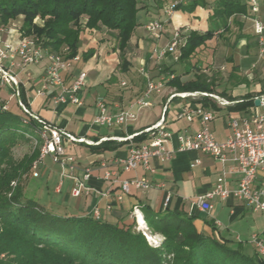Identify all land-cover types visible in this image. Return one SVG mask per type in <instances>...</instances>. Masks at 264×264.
<instances>
[{
	"label": "trees",
	"instance_id": "trees-1",
	"mask_svg": "<svg viewBox=\"0 0 264 264\" xmlns=\"http://www.w3.org/2000/svg\"><path fill=\"white\" fill-rule=\"evenodd\" d=\"M147 0H0L2 21L23 16L24 34L38 36L44 46L53 51L68 47L67 57L79 54L82 35L87 30L108 31L116 40L119 70L127 72L128 57L133 33L140 25L138 13L141 3ZM207 6L206 0H190L176 9L191 11L195 5ZM211 18L223 31L229 18L236 14H250L244 0H214ZM40 17L43 23L36 22ZM216 28L205 31L191 30L180 47L177 62L185 71L176 72L171 66L162 67L166 84L176 92H207L237 100L230 108L245 109L254 105L252 92L241 96L220 93L214 80L194 71V77L183 79L196 66L194 56L212 39ZM95 53L87 47L81 55L86 60ZM115 75L112 77L114 78ZM23 101L27 102L21 90ZM192 102L217 109L208 95L191 99ZM42 127L36 119L25 121L9 110L0 109V264H263L257 254L249 255L242 249L241 241L223 237L214 222L205 219L211 227L206 233L196 226V216L183 211L165 209L155 211L149 204H141L144 219L151 233H160L163 240L150 244L136 224L109 222L92 215H67L45 207L25 195L22 176L32 166L40 151L16 162L11 148L19 139H29ZM38 135V134H37ZM147 133L134 136L142 141ZM91 150L116 148L123 142L105 140L87 144ZM33 158V159H32Z\"/></svg>",
	"mask_w": 264,
	"mask_h": 264
},
{
	"label": "crops",
	"instance_id": "crops-1",
	"mask_svg": "<svg viewBox=\"0 0 264 264\" xmlns=\"http://www.w3.org/2000/svg\"><path fill=\"white\" fill-rule=\"evenodd\" d=\"M172 1L173 0H158L153 5L147 2L148 6L140 10V12L145 13L146 18L143 20L141 16H138L140 25L136 27L131 38L128 57L129 54H131L130 52L136 49V51H138V55L136 56L138 61L142 62L145 57L147 60V67L144 68L156 79L161 76H165L163 73L161 74L159 70H149V62H153L154 60L151 56L156 45L151 47V45H149L145 40V37L139 33L138 29L141 27L145 30V23L153 16L165 17V5ZM206 1L209 2V4L207 6L199 5V8L195 12L187 13L185 9L181 8L182 11L180 9H176L168 18L164 33L161 38L158 39V41L160 40L161 42L160 44L164 45L167 43L176 29H182L187 32L191 30H199L202 32L207 29L216 28L217 31L215 32L214 37L208 40L206 44L201 47L204 48L211 42L216 41L220 36L225 37V33L229 32L230 29L232 30L236 28L239 29L236 37L239 38L241 45L245 44V48H249L252 45L258 46V37L253 32V25L248 26V22L251 21V18L248 17L249 13L248 15L236 14L230 17L228 27L223 31V28H219L218 24L211 18L213 14L212 2L214 0ZM244 1L247 2L248 6V0ZM259 1L260 4H264V0ZM150 5H152V7ZM248 10H250V7ZM260 18L264 22V17ZM246 29H249V31H246ZM103 32L105 33V31ZM247 32L249 33L248 35H246ZM11 34L13 37H16V32H11ZM99 34L98 30H87L82 35V41H86L88 47L95 48V53L92 56V59L99 60V64H102L104 67H110L116 70V67L119 64L118 55L115 50L109 48L111 41L108 38L104 39L102 33L99 32ZM145 49H147V51L145 55H143L142 51ZM133 53H135V51H133ZM157 63L165 66H171L176 70L179 65H183L180 62H177L172 54H168L166 58L161 61L155 60V64ZM46 64L47 62L44 61L40 64L30 66L27 70L31 74L30 77L27 76L26 72L21 71L18 73V77L22 82L21 89L24 97L27 102H30V109L33 112L64 128L77 137H83L87 140L93 141L94 144H98L105 140H116L108 137L128 136L137 131L143 130L147 126H150L161 117L162 110L152 116L148 112H141L145 107L153 105L151 101V105L149 106L141 108L138 106L134 107L135 112H137V118L133 121H128L122 125H115L113 127L95 125L93 123V118L97 113L95 100L98 95L106 96L108 99L110 98V100H107L111 105V110L112 112H117L122 108H127L136 98L143 96L146 89V83L145 86H140L136 82L130 81L127 86L122 87V92L117 93L114 91L113 85L109 84L108 80L114 75H117L118 72H116L113 76H108L101 82L96 81L95 83L90 84L88 79L87 85L80 91V96L84 100L83 105L78 106L72 103H56L53 100V95L61 92V87L59 86H51L45 95L37 94V88L41 82ZM153 65L154 64L150 63V68L153 67ZM140 68L141 67H138V72H140ZM79 70L81 69H77L74 65L71 70L63 72L65 82L70 83ZM178 71L179 70L176 72ZM193 77L194 72L182 75L183 79ZM1 87L2 86L0 85V89ZM172 89L173 87L165 84L161 93L152 94L159 97L162 108L170 95H168L166 91L170 93L172 92ZM217 90H226L228 94H232L233 96H237V93H241L243 95L247 92H252L253 96H258L264 94V85L259 83L255 85L254 88H251L247 84H241L237 89L232 87L231 91L225 88L220 90L219 85H217ZM253 91H256V93ZM218 95L224 97L220 94ZM37 100H40L39 105L36 109H34L33 106ZM186 100L187 99L173 98V111L169 112V106V111L167 112L166 127L172 132V139L169 143V147L171 148L178 146V135L181 132L184 130L195 132L200 126L199 119L197 117H195L192 122L188 121L184 117H177L178 110H180ZM234 103L221 106L216 102L217 109L214 110L212 128L218 141H224L228 136L229 130L226 121L229 116H249L257 110H262V108H256L255 104L250 105L245 109L234 110L230 108ZM221 116L223 118L218 120ZM119 142L123 143L118 145L116 148H109V150L105 151L91 150V152L87 154L86 150L82 147L79 150L80 152L78 155L66 154L64 152L65 155H71L76 158L75 169L72 172L74 175L81 177L84 172V168L90 167L91 176L86 181V184L89 187V192H83L80 196H74L71 193L74 186V180L69 175L64 176V179H62L63 170L60 172L62 182L60 180V183L55 187L54 192L59 196L60 204L62 206H67L63 211H60L61 213L67 215H90L93 210L98 209L101 219L117 223H131L134 221L136 213H138L136 218L139 217V224H141L140 215L141 213L143 214V211L141 210L140 205L149 204L157 212H163L167 208L170 210L183 211L196 216L194 220L196 226L198 229L206 233L211 232V227L205 222V219L210 220L216 225V233L219 232V234L223 237L231 238L234 241L241 240V244L243 246H245L244 244L246 242H250L251 237L254 234L264 237V214L259 211H254L245 201L241 199L234 197L222 198L217 196L212 199L213 206L207 211H203L193 202L196 196L205 194L213 189L218 177L223 172L226 174L227 186L230 189L237 186L240 175L238 173L231 172L233 167L232 161H228L223 164L212 155L197 150L178 152L173 159L164 162L158 160L157 158H152L151 162L154 167L153 172H145L141 168L128 171H124L122 169L119 170V180L146 174L153 182L152 187L144 191L131 188L130 192H122L119 180L117 182H113L111 179H104L102 177L105 169L101 166V164L102 162H105L108 165V168H115L116 166L113 162L114 159L127 156L131 144L138 143L139 141L133 139ZM76 143L83 144L81 142ZM197 159L200 160L199 163H195ZM192 164L194 165L192 166ZM38 168L37 174H39ZM262 183H264V172H261L258 175L255 185ZM120 194L122 195L121 200L118 199ZM167 196H169V201L166 206L165 200ZM44 206L52 209V202L49 206ZM134 207L140 208L139 212H135ZM54 211L56 210L54 209ZM238 238H240V240H238ZM250 243L255 246L252 242Z\"/></svg>",
	"mask_w": 264,
	"mask_h": 264
},
{
	"label": "built area",
	"instance_id": "built-area-1",
	"mask_svg": "<svg viewBox=\"0 0 264 264\" xmlns=\"http://www.w3.org/2000/svg\"><path fill=\"white\" fill-rule=\"evenodd\" d=\"M187 1L173 0L165 5V17H151L144 25L145 30L152 37L160 39L164 33L168 18L176 10V6L181 3L186 4ZM248 3L250 5L248 17L253 21V32L258 37L261 53H264V22L257 15L260 10V1L248 0ZM22 23V15L3 22L0 5V85L9 84L12 92L11 96H17L18 105L26 113V117H24L25 121L34 118L42 124L38 133L43 144L39 157L32 163V173L38 175L37 168L40 161L47 154H52L53 159L60 162L63 167L62 177L69 175L74 180V186L71 190L72 195L80 196L83 192H89L86 181L91 176V168L85 167L81 177L74 175L72 172L75 169L76 158L71 155H65L62 143L65 139L72 142H85L89 144H94V142L83 137H77L33 112L30 109V102L23 101L21 97L22 82L18 77V73L23 71L30 77L31 74L27 71L28 68L46 61L47 64L44 67V73L37 88V94L45 95L51 86H59L61 87V92L53 95L54 102L72 103L81 106L84 104V100L80 96V91L87 85L88 72L81 69L70 83H66L63 72L71 70L75 62L81 60V55L77 54L73 57H67L68 47H64L61 51L49 49L43 45L38 36L24 34L21 28ZM11 32H16V37H13ZM187 33L185 30L176 29L167 43L154 47L151 57L156 61H161L168 54H172L177 60L180 55V47L186 42ZM139 71L145 76L146 89L143 96L136 98L127 108L112 112L108 100L103 95H98L95 100L97 113L93 118L95 125L113 127L133 121L137 118V112H135L134 107L138 106L141 108L151 105L149 97L153 93L162 92L167 81L165 76L156 79L144 67H141ZM121 84L127 85V82L122 81ZM198 93L201 92H171L163 105L161 117L155 123L128 136L108 137L118 141H127L133 140L135 135L142 132L147 133L146 139L131 144L127 156L114 159L115 168L110 169L105 162H102L101 166L105 169L102 177L117 182L119 180L120 169L128 171L141 168L145 172H153L152 158H157L164 162L173 159L178 152L190 150L203 151L212 155L223 164L232 161L233 167L231 172L238 173L240 177L237 186L230 189L227 186L226 174L223 172L218 177L213 189L205 194L196 196L193 202L203 211H207L213 206V198L217 196L222 198L234 197L245 201L254 211L264 214V183L255 185L258 175L264 172V94L254 96V99L259 97L261 100L260 105L256 106V108H262L261 111L257 110L249 116L231 115L227 118L226 124L229 133L224 141H218L214 135L212 128L214 110L204 106L202 103L186 100L180 110H178L177 117H184L191 122L197 117L200 126L195 132L187 130L181 132L178 135V146L174 148L169 147L172 132L166 127V121L170 102L175 96L187 99V97L195 96ZM202 94L213 97L217 104L221 106L236 102V100H229L224 97H222L224 101H218L216 98L221 96L214 93L202 92ZM0 109H10L8 102L4 101L1 95ZM199 162L200 160L197 159L195 163ZM119 181L122 192H130L131 188L144 191L153 185V182L146 174ZM118 199H122L121 194L118 196ZM168 201L169 196L165 200L166 206L168 205ZM139 209L138 207H134L135 212H139ZM95 213L98 214L99 211L96 209ZM137 215L138 213H136L135 217ZM141 216L144 219L142 213ZM250 242L255 245L258 254L264 257V237L254 234Z\"/></svg>",
	"mask_w": 264,
	"mask_h": 264
},
{
	"label": "rangeland",
	"instance_id": "rangeland-1",
	"mask_svg": "<svg viewBox=\"0 0 264 264\" xmlns=\"http://www.w3.org/2000/svg\"><path fill=\"white\" fill-rule=\"evenodd\" d=\"M158 0H147L146 2H142L141 6L142 9L146 8L147 2L151 3L152 5ZM171 1V0H167ZM189 1V0H188ZM187 1V2H188ZM152 5H150L152 7ZM250 5L248 4L247 8L249 9ZM199 8V5H195L191 11L186 10L187 13L195 12ZM181 10V8H180ZM182 11V10H181ZM259 17H264V4H260V10L257 14ZM138 16H141L143 20H145L146 15L139 11ZM37 22L43 23V20L38 17L36 19ZM253 25V21L248 22V26ZM247 27V26H246ZM94 29H92L93 31ZM97 30V29H95ZM249 29H246V31ZM139 33L145 37V40L151 47L155 45H161L160 40L158 41L157 38L152 37L148 31L144 30L143 28L138 29ZM102 33L104 39L108 38L111 41L109 48L115 50V46L117 45L116 40L109 34L108 31L105 33L103 31L98 30V34ZM239 29H230L229 32L225 33V37L220 36L216 41L211 42L208 46L201 48L199 51L196 52L194 55L197 58L196 66L193 67L190 71L194 72H201L206 74V77L212 79L219 85L220 90L228 89L229 91L233 88H238L241 84H247L251 88H254L255 85L261 83L264 85V53H261V46L258 43V46H251L249 48H245V44L241 45L240 40L236 35L238 34ZM94 33V32H93ZM249 33L247 32L246 35ZM100 35V34H99ZM88 47L86 41L81 42L80 52L79 54L82 55V52ZM105 49V48H104ZM135 51V53H133ZM147 49L143 52L145 55ZM118 55V52L116 50ZM129 54V58L132 61L130 69L127 72H121L119 70V65L114 68L104 67L102 64H99V60L92 59V57L84 60L81 58L80 61L75 62V66L77 69H84L88 72V78L90 84L95 83L96 81L101 82L106 77L113 76L114 73L118 72L114 78L111 77L109 80V84L113 85L115 92H122V87L127 86L129 82H136L140 86H145V76L141 72H138V67H147L146 59L142 62H139L137 59L136 49L132 50ZM150 63L154 64L153 67L150 68ZM99 64V65H98ZM165 65L162 64H155V60L153 62H149V70H159L161 71L162 67ZM114 67V66H112ZM178 72H183L185 69L182 65L177 67ZM121 73V74H119ZM188 73V72H187ZM190 73V72H189ZM107 80V81H108ZM121 80H126L127 85H122ZM1 98L8 102L10 107V111L14 114L21 116L22 118L26 117V113L18 105V98L17 96H11V89L9 88V84H4L1 87ZM172 92H176V89L173 88ZM221 92V91H218ZM238 92V91H237ZM256 93V91H253ZM166 93L169 95L166 91ZM204 94L198 93L195 96L187 97V100L193 98H199ZM241 93H237V96H241ZM106 99L108 97L104 96ZM174 98H180L179 96H175ZM214 100L213 97H211ZM183 99V98H181ZM110 100V98L108 99ZM185 100V99H184ZM39 101L35 102L33 106L34 109L37 108L39 105ZM150 101H152V106L145 107L141 112H148L152 115L159 113L162 110V104H160L159 97L157 95L150 96ZM216 102V101H215ZM170 111H173L174 101L170 104ZM223 117H219L222 119ZM38 134V135H37ZM35 133L34 137H30L29 139H19V141L12 146L11 148V156L12 158L18 162L21 160H25L27 156L32 155L34 152H39L42 146V140L40 138L39 133ZM63 150L66 154H77L80 152L79 150L83 147L86 150V153H90L91 149L89 146L84 144H79L76 142L69 141L65 139L62 143ZM109 150V149H105ZM104 150V151H105ZM40 154V153H39ZM39 157V155H38ZM35 157L32 160V163L38 158ZM40 166L38 168V175H34L32 173L31 166L29 167L28 171L22 176L21 182L24 187L25 195L27 197L34 198L39 203L43 205H48L52 202V209L56 210L57 212L63 211L65 207L62 206L59 202V196L54 192L55 187L60 183L61 175L60 172L63 170L62 165L60 162H57L53 159L52 154H47L41 161ZM31 163V165H32ZM64 179V177H62ZM51 209V210H52ZM137 221L139 222V217L134 219V223L136 226L140 228L141 224L138 225ZM144 226H142L141 230L145 231L149 236L147 237L150 244L158 245L163 240V235L160 233H151L148 230L147 223L145 219ZM242 246V249L245 253L249 255L257 254L261 259L264 260V257L259 255L255 246H253L250 242H246ZM264 264V263H263Z\"/></svg>",
	"mask_w": 264,
	"mask_h": 264
},
{
	"label": "water",
	"instance_id": "water-1",
	"mask_svg": "<svg viewBox=\"0 0 264 264\" xmlns=\"http://www.w3.org/2000/svg\"><path fill=\"white\" fill-rule=\"evenodd\" d=\"M254 103H255L256 106H259L260 103H261L260 98H259V97L255 98V99H254ZM95 210H96V209H95ZM95 210H93L92 214H90V215H92V216H94V217H96V218L101 219V217H100V212H99L98 214H96V213H95ZM97 210H98V209H97ZM98 211H99V210H98ZM137 223H138V225H139V222H138V221H137ZM136 228L139 229V230L142 229L141 226H140V228H139L138 226H136ZM143 232H144V234H145L147 237L149 236L145 231H143Z\"/></svg>",
	"mask_w": 264,
	"mask_h": 264
},
{
	"label": "bare ground",
	"instance_id": "bare-ground-1",
	"mask_svg": "<svg viewBox=\"0 0 264 264\" xmlns=\"http://www.w3.org/2000/svg\"><path fill=\"white\" fill-rule=\"evenodd\" d=\"M216 99H217L218 101H224V99H223L222 97H217ZM140 223H141L142 226H144V221H143V218H142L141 215H140Z\"/></svg>",
	"mask_w": 264,
	"mask_h": 264
}]
</instances>
